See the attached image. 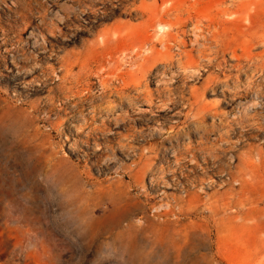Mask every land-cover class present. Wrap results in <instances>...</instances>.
<instances>
[{"label": "rangeland", "instance_id": "374dc122", "mask_svg": "<svg viewBox=\"0 0 264 264\" xmlns=\"http://www.w3.org/2000/svg\"><path fill=\"white\" fill-rule=\"evenodd\" d=\"M0 264H264V0H0Z\"/></svg>", "mask_w": 264, "mask_h": 264}]
</instances>
